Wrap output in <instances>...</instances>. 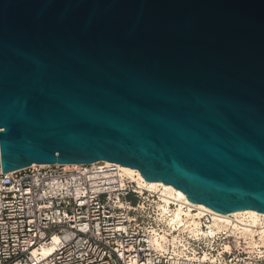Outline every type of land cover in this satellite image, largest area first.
Wrapping results in <instances>:
<instances>
[{
    "label": "water",
    "instance_id": "water-1",
    "mask_svg": "<svg viewBox=\"0 0 264 264\" xmlns=\"http://www.w3.org/2000/svg\"><path fill=\"white\" fill-rule=\"evenodd\" d=\"M107 160L264 213V0H0V167Z\"/></svg>",
    "mask_w": 264,
    "mask_h": 264
},
{
    "label": "built area",
    "instance_id": "built-area-1",
    "mask_svg": "<svg viewBox=\"0 0 264 264\" xmlns=\"http://www.w3.org/2000/svg\"><path fill=\"white\" fill-rule=\"evenodd\" d=\"M153 197L106 160L0 167V264H264V221L210 228L207 213L173 246Z\"/></svg>",
    "mask_w": 264,
    "mask_h": 264
},
{
    "label": "bare ground",
    "instance_id": "bare-ground-1",
    "mask_svg": "<svg viewBox=\"0 0 264 264\" xmlns=\"http://www.w3.org/2000/svg\"><path fill=\"white\" fill-rule=\"evenodd\" d=\"M33 164H35V163H33ZM121 166L123 168V171L127 175L133 177L138 183L145 186L147 190L151 191L152 190V189H150L151 187L154 189L157 187H159V188L161 187L162 193L160 194V198H161L160 201L163 204H159L158 207H159V209H161L163 218L166 220V225L168 226L166 228V225L163 222L164 223V227H163L164 231H166V230L168 231V229H170V228H171V231L172 230L174 231V229H182L183 227H185V225L183 224L184 223L183 219H184V217L189 218L191 216V214L189 212L190 210H188V209H187V211H184L183 210L184 207L197 208L200 211L199 214L201 212H206L205 214L211 213V215L213 216V220H212L211 224L208 223L210 228L212 225H216L218 229H223L222 227L228 228V227H230L228 225L232 224V226H231L232 228L251 229L252 226H256L260 223H263V221H264V213L256 211L254 209L235 210L233 212L226 213V214L216 212V211L210 209L209 207H207L206 205H204L202 203H196V202L190 201L181 190L176 189L171 184H164L162 181H155V180L147 181L144 179V177L141 175V173L139 172L138 169L130 168L129 166H124V165H121ZM174 205H175V208L172 209L174 207ZM237 215H246V216H237ZM231 216L235 217L238 220V223H235V224L229 223V220L232 218ZM158 217H159V211H158ZM197 217H200V216H197ZM204 218H205V215H204ZM193 222H195V221H193ZM194 224L196 225L197 222H195ZM203 225H201L200 227L202 228ZM188 226H189V224H186V227H188ZM262 226L264 227V223ZM199 233H205V232L199 230L197 232V234H199ZM168 234L170 235L169 232H168ZM160 238L163 239L164 241L168 242V243H171L173 246H177L176 244L179 241L178 238L176 237V235H171L170 237H167L165 235V233L160 235ZM156 242L158 244L162 245V243L159 240V237L156 239ZM182 244H184V242Z\"/></svg>",
    "mask_w": 264,
    "mask_h": 264
},
{
    "label": "rangeland",
    "instance_id": "rangeland-1",
    "mask_svg": "<svg viewBox=\"0 0 264 264\" xmlns=\"http://www.w3.org/2000/svg\"><path fill=\"white\" fill-rule=\"evenodd\" d=\"M150 189H152L151 191H153L154 192V197L153 198H155V200H154V202H155V205H156V209L159 211V218H160V220L162 221V222H164L165 223V225H166V220L163 218V215H162V212H161V209H159V207H158V205L159 204H163L161 201H160V194L162 193V189H161V187L159 188V187H157V188H150ZM156 196H157V198H156ZM172 207V206H171ZM175 208V205H174V207L172 208V209H174ZM187 209L188 210H190L189 212H190V214H191V216L189 217V218H185L184 217V219H183V224L185 225V227H181L182 229H178V232L177 233H173L172 231L171 232H169L170 233V236L171 235H176V237L178 238V242H177V244L176 245H178L179 243L180 244H182L183 242L182 241H184V240H186V238H185V236L183 235V234H181V232H183V231H188V232H190L191 234H197V232L199 231V230H201V231H204V229L203 228H201L200 226L201 225H203V222H204V215H205V213L206 212H201L200 214H199V210L197 209V208H188V207H184V211H187ZM193 209V210H192ZM197 216H200V217H197ZM237 216H246V215H237ZM232 217V216H231ZM193 221H195V222H197V224L195 225L194 223L195 222H193ZM186 224H189V226L188 227H186ZM167 226V225H166ZM168 227V226H167ZM222 228H226V227H222ZM192 231V232H191ZM205 232V231H204Z\"/></svg>",
    "mask_w": 264,
    "mask_h": 264
}]
</instances>
